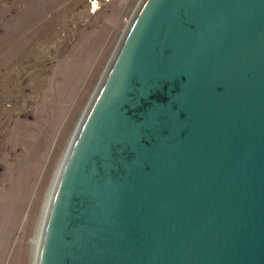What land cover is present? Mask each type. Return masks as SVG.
Wrapping results in <instances>:
<instances>
[{
  "label": "water",
  "instance_id": "1",
  "mask_svg": "<svg viewBox=\"0 0 264 264\" xmlns=\"http://www.w3.org/2000/svg\"><path fill=\"white\" fill-rule=\"evenodd\" d=\"M34 264H264V0L140 1Z\"/></svg>",
  "mask_w": 264,
  "mask_h": 264
},
{
  "label": "rangeland",
  "instance_id": "2",
  "mask_svg": "<svg viewBox=\"0 0 264 264\" xmlns=\"http://www.w3.org/2000/svg\"><path fill=\"white\" fill-rule=\"evenodd\" d=\"M141 0H0V264H34L57 171Z\"/></svg>",
  "mask_w": 264,
  "mask_h": 264
},
{
  "label": "bare ground",
  "instance_id": "3",
  "mask_svg": "<svg viewBox=\"0 0 264 264\" xmlns=\"http://www.w3.org/2000/svg\"><path fill=\"white\" fill-rule=\"evenodd\" d=\"M37 242H38V240H37Z\"/></svg>",
  "mask_w": 264,
  "mask_h": 264
}]
</instances>
